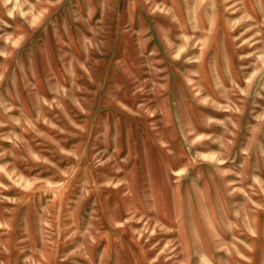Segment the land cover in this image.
<instances>
[{
	"label": "rangeland",
	"instance_id": "1",
	"mask_svg": "<svg viewBox=\"0 0 264 264\" xmlns=\"http://www.w3.org/2000/svg\"><path fill=\"white\" fill-rule=\"evenodd\" d=\"M0 264H264V0H0Z\"/></svg>",
	"mask_w": 264,
	"mask_h": 264
}]
</instances>
